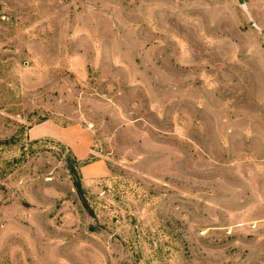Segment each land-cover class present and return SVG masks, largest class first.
<instances>
[{"label": "rangeland", "instance_id": "obj_1", "mask_svg": "<svg viewBox=\"0 0 264 264\" xmlns=\"http://www.w3.org/2000/svg\"><path fill=\"white\" fill-rule=\"evenodd\" d=\"M0 264H264V0H0Z\"/></svg>", "mask_w": 264, "mask_h": 264}, {"label": "crops", "instance_id": "obj_2", "mask_svg": "<svg viewBox=\"0 0 264 264\" xmlns=\"http://www.w3.org/2000/svg\"><path fill=\"white\" fill-rule=\"evenodd\" d=\"M45 124H39L38 127H34L32 133L39 131ZM49 135L64 143L74 154L76 160L84 162L80 168L81 175L86 181H95L103 178L108 174L107 162L103 159H97L95 161L86 162L90 158L92 149V132L90 128L73 125V126H50Z\"/></svg>", "mask_w": 264, "mask_h": 264}, {"label": "water", "instance_id": "obj_3", "mask_svg": "<svg viewBox=\"0 0 264 264\" xmlns=\"http://www.w3.org/2000/svg\"><path fill=\"white\" fill-rule=\"evenodd\" d=\"M238 1H239L241 4H243L245 0H238Z\"/></svg>", "mask_w": 264, "mask_h": 264}]
</instances>
